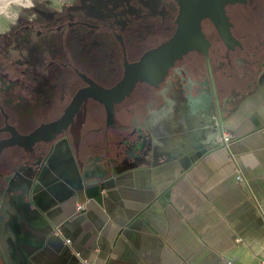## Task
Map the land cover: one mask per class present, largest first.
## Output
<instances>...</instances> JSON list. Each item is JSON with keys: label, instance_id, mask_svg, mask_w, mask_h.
I'll use <instances>...</instances> for the list:
<instances>
[{"label": "flooded vegetation", "instance_id": "flooded-vegetation-1", "mask_svg": "<svg viewBox=\"0 0 264 264\" xmlns=\"http://www.w3.org/2000/svg\"><path fill=\"white\" fill-rule=\"evenodd\" d=\"M263 78L264 0L22 4L0 26V264L20 256L7 201L31 190L38 168L36 190L48 192L46 176L56 172L58 185L77 174L97 143L117 137L116 154L129 151L125 124L140 136L139 111L151 119L157 106L219 100L225 87ZM67 145L71 165L62 164Z\"/></svg>", "mask_w": 264, "mask_h": 264}, {"label": "crops", "instance_id": "crops-1", "mask_svg": "<svg viewBox=\"0 0 264 264\" xmlns=\"http://www.w3.org/2000/svg\"><path fill=\"white\" fill-rule=\"evenodd\" d=\"M224 93L217 102L230 142L201 128L212 104H165L151 119L138 112L142 136L125 124L126 153L116 154L117 137L102 142L115 166L101 183L88 178L86 156L58 185L56 172L47 175L53 187L40 192L12 264H264V78ZM69 149L62 164L71 165Z\"/></svg>", "mask_w": 264, "mask_h": 264}, {"label": "water", "instance_id": "water-1", "mask_svg": "<svg viewBox=\"0 0 264 264\" xmlns=\"http://www.w3.org/2000/svg\"><path fill=\"white\" fill-rule=\"evenodd\" d=\"M216 1H220V0H216ZM225 1H229V2H234L237 0H225ZM236 38H234L233 36H231V42L235 41ZM197 101V99L195 100ZM213 101V100H212ZM210 100V98H206V97H200L198 99L197 102H201L203 104H205L206 108H208L210 106V104H212V107L214 108L212 110L206 109V113H205V120L202 122L201 124V128L206 130H210V129H215V127L218 129V131H220V134H222L224 131H222V120H221V116H220V110H219V106H218V102L217 99L215 101L212 102ZM190 102V101H187ZM187 102H181L182 105L187 104ZM194 102V101H191ZM162 107H165V105H162ZM145 118H147L149 116V114L143 113L142 114ZM218 122V123H217ZM142 136V134H141ZM96 148L99 149L98 152L95 153V155L93 156H89L86 157L87 161H88V171H89V175L88 178H90L91 182H93L94 184L96 183H101L102 181H104L107 178V175L114 169L115 163H114V154H113V150L112 148H110V145H101L99 143L96 144ZM41 169H37L35 174L30 178L31 181V190L25 194L23 196V194L21 196H16L14 197V195L10 194V198L7 201V205H8V209H12V211L14 212V215L12 216V212L10 213L8 217V219L10 221L6 222V224L8 225V227L12 230H15L13 233V238L16 241V245L18 244V238L19 236L22 235V228L24 227V223L25 221H27L26 223H28V225L30 226V228H33L32 225L33 223H31V220L33 219V215L30 214L29 209L25 206V203H31L33 204V206H35V208H37V210L39 209L38 207H40V192L38 193L36 190V187L39 184V178H40V173ZM28 177L24 174V176L22 178H20L19 180V184L18 187H22L24 185V182H26V180ZM28 196L29 201H26V197ZM39 211V210H38ZM17 213V214H16ZM29 215H31V217H29ZM30 218V219H29ZM8 247H11V242L9 241L8 243ZM11 260V259H10ZM8 261V259L6 257L3 258V262L4 264H12L13 260Z\"/></svg>", "mask_w": 264, "mask_h": 264}, {"label": "rangeland", "instance_id": "rangeland-1", "mask_svg": "<svg viewBox=\"0 0 264 264\" xmlns=\"http://www.w3.org/2000/svg\"><path fill=\"white\" fill-rule=\"evenodd\" d=\"M30 0H2L0 1V26L4 27L12 16L17 14L22 4L29 3ZM4 8L6 10H4Z\"/></svg>", "mask_w": 264, "mask_h": 264}, {"label": "built area", "instance_id": "built-area-1", "mask_svg": "<svg viewBox=\"0 0 264 264\" xmlns=\"http://www.w3.org/2000/svg\"><path fill=\"white\" fill-rule=\"evenodd\" d=\"M232 139H233V137H232V135H231L230 133H227V132H224V133H223V136H222V141H223V143H224V142H225V143L230 142ZM237 178H238V180H239V179L242 180V179H243V174L239 172V174L237 175ZM76 207L78 208V210H82V209L85 208L83 202H79V203L77 204ZM56 232H57L58 234H60V235H61V233H62V232H61V229H60L59 227L56 228ZM65 241H66L67 245H69V244L72 243V239H71V238H66ZM85 263H86V264H93V263L88 262V261H86V260H85Z\"/></svg>", "mask_w": 264, "mask_h": 264}, {"label": "bare ground", "instance_id": "bare-ground-1", "mask_svg": "<svg viewBox=\"0 0 264 264\" xmlns=\"http://www.w3.org/2000/svg\"><path fill=\"white\" fill-rule=\"evenodd\" d=\"M0 1H2V0H0ZM4 10H6V9L4 8Z\"/></svg>", "mask_w": 264, "mask_h": 264}]
</instances>
